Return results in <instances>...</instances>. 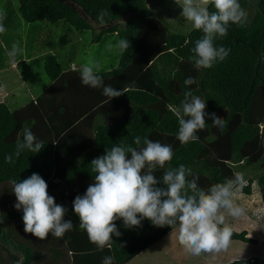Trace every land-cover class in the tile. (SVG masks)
Masks as SVG:
<instances>
[{
  "label": "trees",
  "instance_id": "1",
  "mask_svg": "<svg viewBox=\"0 0 264 264\" xmlns=\"http://www.w3.org/2000/svg\"><path fill=\"white\" fill-rule=\"evenodd\" d=\"M18 1L26 23L65 22L66 35L96 26L99 34L92 44L111 35L117 41L127 39L130 47L120 50L117 65L99 73L105 85L126 90L118 98L110 100L102 89L82 84L80 72L73 68L75 51L71 49L67 56L44 57L51 84L33 101L15 111L0 102V264H102L109 255L114 256L115 264H128L171 234V227H155L148 219L134 228H125L121 219L115 223L122 235L113 234L111 249L100 250L80 229L74 213V199L94 182L91 161L116 144L135 147L137 135L171 145L174 157L170 166L191 168L205 189L231 178L238 172L235 167L240 172L264 169V0H239L247 20L243 26L231 24L227 36L215 41L216 46L231 51L210 69H197L190 60L201 31L192 28L187 34L172 33L152 15L151 8L162 0ZM208 8L215 11L211 4ZM102 9L108 12L104 23L98 20ZM16 62L18 69L23 61ZM188 77L196 83L185 85ZM186 91L199 96L207 103L206 111L221 116L225 123L212 126V120L206 118L208 125L197 133L199 141L181 144L174 109ZM24 128L45 146L37 154L25 150L16 157L17 139H23ZM9 154L11 163L5 161ZM163 171L157 169L155 175L159 178ZM33 173L47 182L56 203L68 209L65 219L72 220L74 228L63 237L49 233L40 240L24 231L23 210L14 207L12 180L20 182ZM254 180L246 179L242 194L251 195ZM256 181L264 203V174ZM232 240L257 244L246 231H234ZM238 261L235 264H242Z\"/></svg>",
  "mask_w": 264,
  "mask_h": 264
},
{
  "label": "clouds",
  "instance_id": "2",
  "mask_svg": "<svg viewBox=\"0 0 264 264\" xmlns=\"http://www.w3.org/2000/svg\"><path fill=\"white\" fill-rule=\"evenodd\" d=\"M175 3L182 9L180 15L202 32L191 49L190 60L194 66L210 69L224 61L231 50L216 46L215 41L227 36L231 24L243 26L246 22L247 12L239 0H175ZM210 4L215 11H209ZM107 15V10L102 9L98 20L104 23ZM6 16L5 11H0V34L6 32L3 24ZM107 47L127 51L130 43L120 39ZM22 52L19 43L13 42L6 53L13 66ZM100 71L99 61L81 65L82 84L102 89V94L110 100L126 92L105 85ZM184 83L191 85L196 80L188 77ZM206 108L207 103L199 96L191 91L184 93L181 104L174 109L179 124L177 139L181 144L199 141L197 133L208 125L206 118L212 120V126H224L222 117L208 113ZM22 131L23 139H17L15 156L19 157L25 150L39 153L45 146L44 141L38 140L29 128ZM133 143L135 147L125 143L113 145L105 155L91 161L94 182L85 194L77 195L73 201L79 227L86 231L89 240L100 250L111 249L113 234L122 235L115 221L122 219L125 228H134L148 219L155 227L168 226L172 232L178 229L179 243L193 255L226 251L234 234L227 218L238 219L245 215L244 207L235 199L247 184L244 174L235 172L231 178L205 189L199 186V177L191 168L184 164L170 166L174 157L171 145L140 135L134 137ZM5 161L11 163L12 155H6ZM157 169L164 170L159 178L155 175ZM12 185L11 191L17 200L14 207L23 210L26 233L45 240L49 233L59 238L73 230L74 222L65 219L68 209L49 195L48 184L39 174L33 173L20 182L12 180ZM102 264H115L114 256L103 257Z\"/></svg>",
  "mask_w": 264,
  "mask_h": 264
},
{
  "label": "rangeland",
  "instance_id": "3",
  "mask_svg": "<svg viewBox=\"0 0 264 264\" xmlns=\"http://www.w3.org/2000/svg\"><path fill=\"white\" fill-rule=\"evenodd\" d=\"M162 1L158 7L151 8L152 15L162 21L170 32L187 34L193 27L191 22L180 15L182 9L175 0H165L167 7L162 6ZM0 11L7 13L3 20L6 32L0 34V102L8 105L12 111L24 107L49 88L51 83L43 67L46 55L63 57L68 55L69 50H74L73 68L79 72L81 65L89 61H99L101 71H107L120 61V50H109L107 47L109 43L115 45L118 42L115 36H104L100 43H91L99 34L96 26L90 31L66 35L64 32L67 27L63 25H68L65 22L56 25L44 21L26 23L20 15L18 0H0ZM13 42H18L23 50L16 58L23 61L18 69L11 66L6 55ZM235 170L240 172L241 169L235 167ZM242 171L246 173V179H255L251 195H244L241 191L237 193L236 203L244 207L245 215L238 219L228 217L227 222L237 233L246 231L248 238L255 239L257 244L232 240L226 251L201 253L197 256L179 243L176 229L128 264H235L237 260H241L239 263L246 260L245 262L257 261L258 264H264V203L256 181L261 173L264 174V169L248 168Z\"/></svg>",
  "mask_w": 264,
  "mask_h": 264
},
{
  "label": "water",
  "instance_id": "4",
  "mask_svg": "<svg viewBox=\"0 0 264 264\" xmlns=\"http://www.w3.org/2000/svg\"><path fill=\"white\" fill-rule=\"evenodd\" d=\"M59 2H64L65 0H58ZM258 60L260 61V57L258 58ZM259 64V62H258Z\"/></svg>",
  "mask_w": 264,
  "mask_h": 264
},
{
  "label": "crops",
  "instance_id": "5",
  "mask_svg": "<svg viewBox=\"0 0 264 264\" xmlns=\"http://www.w3.org/2000/svg\"><path fill=\"white\" fill-rule=\"evenodd\" d=\"M17 63V62H16ZM12 67H14L13 65H11ZM15 66H16V64H15ZM6 95V94H5ZM20 109V108H19Z\"/></svg>",
  "mask_w": 264,
  "mask_h": 264
},
{
  "label": "built area",
  "instance_id": "6",
  "mask_svg": "<svg viewBox=\"0 0 264 264\" xmlns=\"http://www.w3.org/2000/svg\"><path fill=\"white\" fill-rule=\"evenodd\" d=\"M246 262L244 261L242 264H245Z\"/></svg>",
  "mask_w": 264,
  "mask_h": 264
}]
</instances>
